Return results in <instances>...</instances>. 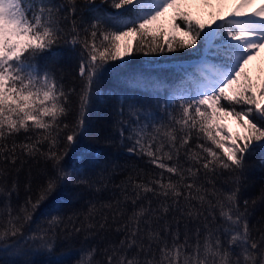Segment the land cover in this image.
I'll return each mask as SVG.
<instances>
[{"label":"snow or ice","instance_id":"snow-or-ice-1","mask_svg":"<svg viewBox=\"0 0 264 264\" xmlns=\"http://www.w3.org/2000/svg\"><path fill=\"white\" fill-rule=\"evenodd\" d=\"M179 3L0 0V264H264V216L250 223L264 208V185L243 198L249 159L264 152V82L244 71L264 50V3L249 12L257 0H239L227 16L214 13L212 25L193 20ZM169 9L187 39H163L157 26ZM190 50L198 63L154 111L128 95L140 83L135 76L112 107L121 146L158 171L145 177L132 167L113 184L118 166L107 165L94 179L92 159L72 153L88 136L97 103L110 99L109 77L133 55ZM61 56L76 62L70 82L46 62ZM227 117L245 135L233 137L220 123ZM25 167L26 196L14 204ZM109 185L118 195L90 199L83 214L62 216L54 206L65 191L86 188L100 197ZM81 234L86 248L56 254L61 235L71 250Z\"/></svg>","mask_w":264,"mask_h":264},{"label":"trees","instance_id":"trees-1","mask_svg":"<svg viewBox=\"0 0 264 264\" xmlns=\"http://www.w3.org/2000/svg\"><path fill=\"white\" fill-rule=\"evenodd\" d=\"M238 3L239 0H226L225 3H220L218 0H215L214 2L210 0H207V2H205V0H180L178 6L181 10L189 12L193 20H199L205 25H212L214 13L218 14L223 12V14L227 16V13L232 11ZM207 8L211 11L208 12ZM257 8L259 7L254 4L248 9V11H255ZM203 14L205 17H208V22L202 20ZM174 18V9H169L161 18L157 27L161 28L165 33L163 39L169 40L173 36L177 39H187V37L184 36L183 31H175L174 25L180 24L181 28H183V22L180 19ZM156 35L158 38L160 37L159 32H157ZM129 39L134 44L137 38L131 37ZM260 54L261 60L257 66H252L248 63L244 69L245 73L251 77L253 82L257 83L264 82V52ZM129 59L130 63L127 68L120 72L113 73L107 80L105 87L112 90L109 92L110 99L106 102L97 103L90 118L89 134L84 137L80 145L76 147L72 153L76 158H79L80 154L83 153L92 159V164L96 167L93 169V172L89 173V175L99 173V171L107 165L118 166L113 175V184H119L124 180L132 167L136 168L141 175L145 177L158 171V169H155L148 163L146 157L138 158L129 156L124 147L121 146L117 133L112 127V107L117 103L116 97L124 95V91L121 89L125 81L133 76L140 81L138 85H132L131 90L128 91V95L144 102L146 105H150V110L154 111L157 103H163L166 96L165 90L179 81L186 71H192V66H195L198 63L199 56L195 51L190 50L161 57L133 55ZM46 62L49 63L59 75L64 76L66 81L70 82L73 79L76 70L75 60L70 59L67 56H61ZM154 84L157 85V87H153ZM229 118L232 117H227V119ZM233 120L236 121L234 118ZM245 133L246 130L244 129V135ZM108 136L112 137V143L110 145L105 144L104 142L105 137ZM235 136L237 135H233V137ZM262 159H264V152L261 151L253 153L249 159V186L243 193L244 199L255 198L261 186L264 185V167H261L260 164ZM42 169L43 165H40L39 167L33 166L31 169L33 176H39ZM28 173V167H25L20 172L19 179L21 189L18 198H13L14 204L23 203L25 199L26 193L23 185L28 177ZM93 178L95 179L96 177L93 175ZM36 182L38 181H34V187ZM220 183L223 184L224 181L221 180ZM76 192L78 194L65 191L59 195L54 206L61 208V211L59 212L60 215L70 216L74 212L83 214L87 210V204L90 199L107 200L112 197L114 192L118 195V190L114 189L112 185H109V188L100 197L93 196V194L86 188L77 189ZM42 210L48 212L51 209L48 206H42ZM37 216L39 217L40 213H37ZM261 216H264V208L257 207L254 214L250 217V223L253 225L256 224ZM82 220L83 216L81 215L80 220L75 222L79 223ZM40 222H43L42 218ZM69 227H71V225H69ZM33 228H35V225H33ZM63 239V235H61V244L58 245L56 249L57 255L68 254L70 251L79 252L82 247H87V243L82 234L80 238L71 245V250L63 243ZM43 258L44 257L42 256L37 257V259Z\"/></svg>","mask_w":264,"mask_h":264},{"label":"rangeland","instance_id":"rangeland-1","mask_svg":"<svg viewBox=\"0 0 264 264\" xmlns=\"http://www.w3.org/2000/svg\"><path fill=\"white\" fill-rule=\"evenodd\" d=\"M210 1L214 2L215 0H210ZM262 3H264V0H257V3H256L257 7H260ZM207 11L210 12L211 10L207 8ZM202 20L205 22L209 21L208 17H205L204 14L202 15ZM262 52H264V50H261L259 54L253 60L249 62L252 66H257L260 63V60H261L260 53ZM220 123L227 128V131L231 133L232 136L233 135H241V136L244 135V128H242L239 123L234 121L233 118H229V119L224 118L220 121Z\"/></svg>","mask_w":264,"mask_h":264}]
</instances>
